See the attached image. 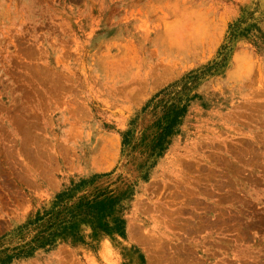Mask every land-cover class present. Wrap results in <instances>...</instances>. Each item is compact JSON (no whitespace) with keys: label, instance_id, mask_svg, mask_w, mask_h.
Here are the masks:
<instances>
[{"label":"rangeland","instance_id":"rangeland-1","mask_svg":"<svg viewBox=\"0 0 264 264\" xmlns=\"http://www.w3.org/2000/svg\"><path fill=\"white\" fill-rule=\"evenodd\" d=\"M0 264H264V0H0Z\"/></svg>","mask_w":264,"mask_h":264}]
</instances>
